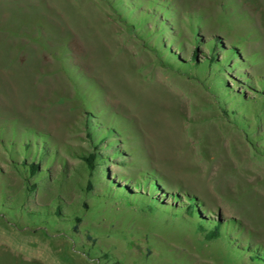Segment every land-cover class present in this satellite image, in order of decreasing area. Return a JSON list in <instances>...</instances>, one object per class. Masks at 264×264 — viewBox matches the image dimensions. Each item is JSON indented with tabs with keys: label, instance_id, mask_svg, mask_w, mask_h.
Segmentation results:
<instances>
[{
	"label": "rangeland",
	"instance_id": "374dc122",
	"mask_svg": "<svg viewBox=\"0 0 264 264\" xmlns=\"http://www.w3.org/2000/svg\"><path fill=\"white\" fill-rule=\"evenodd\" d=\"M262 80L264 0H0V264H264ZM145 180L222 237L104 186Z\"/></svg>",
	"mask_w": 264,
	"mask_h": 264
},
{
	"label": "trees",
	"instance_id": "16d2710c",
	"mask_svg": "<svg viewBox=\"0 0 264 264\" xmlns=\"http://www.w3.org/2000/svg\"><path fill=\"white\" fill-rule=\"evenodd\" d=\"M210 51H211V55L210 58L206 61L201 62L200 64L195 62V67L198 70V72H205V71H209L212 70V72L214 74H219V76H221V73H225V67H228V62L227 59L224 58L223 60L220 61V63L218 61L215 60V49L217 47H219L218 45H215V48L212 46V43H210V45L207 46ZM213 69H216L215 71H213ZM222 81V79L220 80ZM222 84V83H221ZM223 86V84H222ZM260 87L263 88L264 87V80H262V82L260 83ZM224 96L229 97L230 95H228V91L227 88L223 90ZM238 97H232V108L230 109L232 114H235L237 111V107L240 104H243V98L240 99ZM260 97H262L264 99V94H260ZM230 98V97H229ZM42 157H40L39 160H41ZM87 169L90 171H94L95 167L100 166L103 162L107 161L109 159V156H101L100 154H96V153H90L88 156H85L82 158ZM38 160V161H39ZM35 159L32 158L31 162L29 164L26 163H21V169L24 172L25 176L27 177H31L34 178L36 176H38V174L41 173V171H39V167L34 164ZM106 181H104V186H105V190L106 191H111V193H109V197L110 200H112V197H115L114 199H127L130 202H132L134 199L136 198H141L143 200H147L150 201L152 203V207L155 210H161V211H166L167 208H170L172 210H174L176 216H181V212L185 215H187L189 218L194 219V228L196 230L197 233L201 234L203 236V239L205 241H214V240H218L222 237V225L220 224V222L218 221H209L208 219H205L204 217H202V208H203V203L201 201H199L196 197L191 196L188 197L186 199L185 204H183L181 202L180 207H175V203L179 201L178 198H174V204L173 206H168L165 205V203L162 202L161 199H158L157 195L160 194L162 192L159 184H157V181L155 180H151L149 183H147V180H145V184L144 182L142 183L143 186L147 185L146 188H142V192H141V185H134L133 189L137 190V194L134 193L133 191L129 190L125 185L120 186L118 184H114L113 181H110L108 184H105ZM114 186V189H112L111 187ZM114 190V191H113ZM113 199V200H114ZM3 208V207H2ZM55 219L60 223H65V222H69V224H72V230L74 232H76L77 230V225L80 222L78 217L75 218H70L67 220L64 216H62L61 212H60V207L59 205H56V208L53 212H50L47 209H44V214H42V223L46 224V225H53L54 223H56ZM63 220V221H62ZM88 240H91L92 242H94V240H92L90 237H87ZM255 260H258L260 262H263L264 259L260 258V254L256 255L253 257Z\"/></svg>",
	"mask_w": 264,
	"mask_h": 264
}]
</instances>
